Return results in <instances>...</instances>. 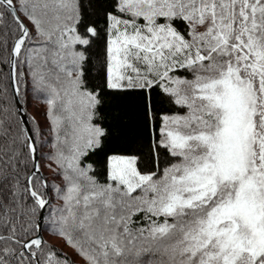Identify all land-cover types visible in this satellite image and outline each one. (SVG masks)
<instances>
[{
  "label": "snow or ice",
  "instance_id": "6c2138e0",
  "mask_svg": "<svg viewBox=\"0 0 264 264\" xmlns=\"http://www.w3.org/2000/svg\"><path fill=\"white\" fill-rule=\"evenodd\" d=\"M0 264H264V0H0Z\"/></svg>",
  "mask_w": 264,
  "mask_h": 264
},
{
  "label": "trees",
  "instance_id": "16d2710c",
  "mask_svg": "<svg viewBox=\"0 0 264 264\" xmlns=\"http://www.w3.org/2000/svg\"><path fill=\"white\" fill-rule=\"evenodd\" d=\"M101 24H103V21H101ZM7 71V69H5ZM8 103H12V96L11 93H9L8 97L6 98ZM23 104V98H20ZM13 111H15V107L13 108ZM43 108L40 109L39 112H37V102L32 101L27 106V116L30 121L31 128L35 129V124L32 120V117L35 116L37 120H39L41 123H44V116H43ZM118 123L121 124L123 130L128 133L127 139H113L111 142V149L114 152H119L121 149H127L130 146H135L138 144L137 137L140 135V133L143 132V128L139 122L138 116L136 114V110L134 106L131 104L127 108H121L119 110V121ZM97 159L100 161L101 165L104 162L103 154H101ZM50 174L48 172L45 173ZM51 175V174H50ZM50 241H57L52 242L57 245V247L61 248L64 252H67L69 255H71V249H68L63 246L62 241H58L55 238H50Z\"/></svg>",
  "mask_w": 264,
  "mask_h": 264
},
{
  "label": "water",
  "instance_id": "95a60500",
  "mask_svg": "<svg viewBox=\"0 0 264 264\" xmlns=\"http://www.w3.org/2000/svg\"><path fill=\"white\" fill-rule=\"evenodd\" d=\"M22 106H23V104H22V101L20 99V105H18L16 107H22ZM25 121H26V126L31 128L30 121H29V118H28L27 114L25 116Z\"/></svg>",
  "mask_w": 264,
  "mask_h": 264
},
{
  "label": "rangeland",
  "instance_id": "374dc122",
  "mask_svg": "<svg viewBox=\"0 0 264 264\" xmlns=\"http://www.w3.org/2000/svg\"><path fill=\"white\" fill-rule=\"evenodd\" d=\"M47 175H50V174H47ZM52 242H57V241H52Z\"/></svg>",
  "mask_w": 264,
  "mask_h": 264
}]
</instances>
